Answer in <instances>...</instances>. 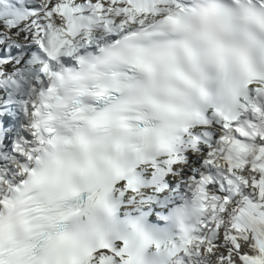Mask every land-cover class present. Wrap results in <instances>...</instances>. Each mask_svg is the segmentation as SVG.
<instances>
[{"label": "snow or ice", "instance_id": "obj_1", "mask_svg": "<svg viewBox=\"0 0 264 264\" xmlns=\"http://www.w3.org/2000/svg\"><path fill=\"white\" fill-rule=\"evenodd\" d=\"M30 16L43 87L0 163V264H264V145L247 142L264 133L245 127L264 121V0H43ZM209 133L208 163L259 192L230 222V248L185 223L230 211L203 186L172 210L178 242L142 215L118 220L110 197L144 182L132 161L146 171ZM76 198L79 225L67 223ZM134 199L121 206L135 212Z\"/></svg>", "mask_w": 264, "mask_h": 264}, {"label": "bare ground", "instance_id": "obj_2", "mask_svg": "<svg viewBox=\"0 0 264 264\" xmlns=\"http://www.w3.org/2000/svg\"><path fill=\"white\" fill-rule=\"evenodd\" d=\"M27 3L29 5H41V3H43V0H26ZM42 22V21H41ZM33 32H35L34 30H32ZM32 36V34L30 32H25L24 30H22L21 28H19V35L17 38V42H15L14 40H12L11 36H6L4 32H2L0 30V40L5 41V40H9L11 41L10 46H8L7 49L3 48V43L1 42L0 45V53H3L5 55H8L7 52H16L18 50L21 49L22 44H25L29 41H32V39H29V37ZM16 47H14V46ZM10 56V54H9ZM20 60V59H19ZM27 79L29 81H31L30 84H20L19 80L17 79V76H14V80L17 81L16 88L14 87V85L11 83V85L13 86V88L11 89L12 92V97L10 98H14V97H22L25 98L28 101V104L34 102L37 98V93L39 91V88H37V86H35L34 84H32L36 77H40V73L39 71L37 72L36 70H31L29 71L27 74ZM33 86H35L36 88V92L32 91ZM29 108V107H28ZM13 110V108H12ZM19 122H21V128L22 131L19 132V136H23L27 133V130L29 131V127L28 125H30V120H31V115L26 116L24 113L21 117H18ZM259 123H262V121H258ZM264 124V121H263ZM16 127H19L18 124H16ZM11 132H13V134H17V130L15 129H10L7 131V135H9ZM264 145V142H259L258 146L256 147L257 150L259 148V146ZM214 148V145H213ZM5 153L7 154L8 159H11L13 157V153L11 152V148L9 149V151H5ZM4 153V154H5ZM204 155L206 156V162L205 164H197V167L195 169L194 173H188L186 170H183L182 168H180L179 166L173 165V166H166L164 165V170L167 172H170L171 174L173 173H177L178 177H182V181L177 185L181 191V193L186 194V192L188 191H195L194 189V179L198 178L206 183H210L211 184V188L216 191V194H219V196H221L222 198H224V194H221L222 190L219 188V186H217V184H222V186L224 187V190L226 193L230 192L235 186H238L240 189H242L243 193H246L250 196H252L251 198L253 199V201L255 203H259L260 202V198H259V192L258 189L255 188H251L249 186L244 185L241 181L237 180L234 177L229 176V174L226 172V166L223 165V161H217V163H219L221 165V167H216L215 165H210L208 163V160L211 159V154L210 151H205ZM193 161L191 163H197L196 160L193 158ZM203 176V177H202ZM195 177V178H194ZM202 177V178H201ZM226 177L228 179H232V183L229 184L226 182ZM194 178V179H193ZM250 178V175H249ZM161 181H164L163 178H161ZM176 183H178L176 180H174ZM215 186V187H214ZM223 193V192H222ZM155 196H159V194L157 193H153ZM230 200V207L232 205H238L235 204V198L229 199ZM222 201V200H220ZM239 209V211L241 209H244V207L239 206L236 207L235 209ZM233 209V208H232ZM239 211H237L236 213L238 214ZM234 220L231 217H229L228 222L230 225V222ZM210 229L209 231H202L201 234L203 236H205L209 241H213L215 242L219 237L215 236V230L212 228V226L209 224ZM226 230V229H225ZM227 235H229V237L225 236L223 239V242L221 244V247L224 248H230L231 244L235 243V241H233L230 237L232 236V232L231 229L228 227L227 229ZM208 236H212L208 238ZM224 236V235H223ZM207 258H209V256L207 257V255H202L200 257H194V259L197 260V264H213V262L211 260H208Z\"/></svg>", "mask_w": 264, "mask_h": 264}, {"label": "rangeland", "instance_id": "obj_3", "mask_svg": "<svg viewBox=\"0 0 264 264\" xmlns=\"http://www.w3.org/2000/svg\"><path fill=\"white\" fill-rule=\"evenodd\" d=\"M10 41H7V40H5V41H3V43H5V44H7V43H9ZM7 82H5V84H6ZM3 84H4V82H3ZM188 169V168H187ZM192 170V169H191ZM227 216H228V214H223V215H221L220 217H219V221H221V223L223 224H221V226L219 225V226H216V227H214V230H215V236L216 237H218L217 236V229H219V232L221 233V236L223 237V239H224V237L227 235V229H228V227H229V222H228V219L229 218H227ZM226 229V230H225ZM224 235V236H223ZM228 237H229V235H227ZM226 236V237H227ZM231 238V237H230ZM208 257V256H207ZM208 260H211L212 261V259H211V257H209V258H207Z\"/></svg>", "mask_w": 264, "mask_h": 264}]
</instances>
